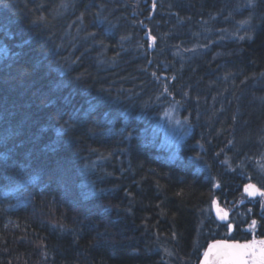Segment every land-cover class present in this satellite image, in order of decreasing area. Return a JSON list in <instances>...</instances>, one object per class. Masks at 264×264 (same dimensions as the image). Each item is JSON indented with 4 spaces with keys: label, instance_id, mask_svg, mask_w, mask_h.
Wrapping results in <instances>:
<instances>
[{
    "label": "trees",
    "instance_id": "1",
    "mask_svg": "<svg viewBox=\"0 0 264 264\" xmlns=\"http://www.w3.org/2000/svg\"><path fill=\"white\" fill-rule=\"evenodd\" d=\"M154 3L0 0V264H198L253 219L264 239V198L231 235L208 212L245 200L244 175L264 191V11L236 41V0ZM172 106L190 117L174 159Z\"/></svg>",
    "mask_w": 264,
    "mask_h": 264
},
{
    "label": "rangeland",
    "instance_id": "2",
    "mask_svg": "<svg viewBox=\"0 0 264 264\" xmlns=\"http://www.w3.org/2000/svg\"><path fill=\"white\" fill-rule=\"evenodd\" d=\"M154 0H151V6L150 10L154 9ZM256 5L261 6L259 10L264 11V0H236V16L240 18H246L245 22L244 20H241L239 22H236V41L239 39V35L241 38H246L250 30L253 29V26H251V20L256 19V16L252 14V12L256 9ZM244 13V14H243ZM246 13V14H245ZM248 13V14H247ZM256 15V13H255ZM240 33V34H239ZM145 38L147 39V46H148V51H154V42L150 38L149 33L145 34ZM219 43L220 41H215ZM242 91V92H241ZM236 93V90H235ZM243 90L239 89L238 94H242ZM229 94V93H228ZM168 95V94H167ZM229 97V95H227ZM172 102L173 101V98ZM234 100V99H233ZM177 103V102H176ZM220 106L222 103L219 104ZM190 117L189 113L182 114L181 108L178 106H172L169 107L166 111H163V113L160 115V121L158 124V130L160 132V136L162 139V145L170 154L172 155L173 159L176 158V154L181 146V144L184 142V140L187 138V135L190 134V131L187 129L190 127L189 122H190ZM263 134H264V129H263ZM264 149V147H263ZM262 149V150H263ZM228 150L225 151V153L218 157L215 158V163H217L218 167H222L225 172L231 173V164L227 158V156H224L227 153ZM253 163L254 170H257L258 173H260V177L264 179V150L260 152V155L255 161L253 162H248V165H251ZM247 166V165H246ZM244 168L240 169V173L242 175L246 174ZM248 176V177H247ZM247 176L244 175V179L246 183H243L241 186V191L243 195V190H245V187L249 184L254 185L252 183V179L250 174H247ZM258 177V176H257ZM264 182V180H263ZM255 186V185H254ZM256 187V186H255ZM258 189V188H257ZM245 200L243 202H240L238 205L237 204H232L231 202H220L218 200L215 201V205L212 203L208 207V212L213 214V218L215 222H218V225H224L227 227V223H234V220H232V215L236 213V207L237 209L240 208V205L246 204L247 201H253L255 202V199H261V197L253 198V199H248L247 196L243 195ZM262 200V199H261ZM262 201H260V208H261V213L264 215V209L261 207ZM216 208L221 209L222 211H225L228 213V221L227 222H222L221 220L217 219L216 216ZM176 257V256H175ZM188 260L184 259H178L176 264H187Z\"/></svg>",
    "mask_w": 264,
    "mask_h": 264
},
{
    "label": "snow or ice",
    "instance_id": "3",
    "mask_svg": "<svg viewBox=\"0 0 264 264\" xmlns=\"http://www.w3.org/2000/svg\"><path fill=\"white\" fill-rule=\"evenodd\" d=\"M41 20L43 17L40 18ZM245 193L250 198L259 196L264 198V191H260L254 185H247ZM215 205V201H213ZM264 209V202L261 204ZM217 219L222 222L228 221V213L216 208ZM257 220L253 219L246 231L253 233V239L246 242L227 239H218L210 243L203 252L200 264H264V239L255 238ZM233 231L232 223H227V235Z\"/></svg>",
    "mask_w": 264,
    "mask_h": 264
},
{
    "label": "water",
    "instance_id": "4",
    "mask_svg": "<svg viewBox=\"0 0 264 264\" xmlns=\"http://www.w3.org/2000/svg\"><path fill=\"white\" fill-rule=\"evenodd\" d=\"M257 188V187H256ZM243 194L245 195V196H247L248 197V195L245 193V190H243ZM257 197H259V196H256L255 198H257ZM248 199H253V198H250V197H248ZM215 242V241H214ZM213 243V242H212ZM208 247V246H207ZM207 247H206V249H207ZM205 249V250H206ZM203 259V254H202V256H201V258H200V260H199V262H198V264H200V261Z\"/></svg>",
    "mask_w": 264,
    "mask_h": 264
},
{
    "label": "flooded vegetation",
    "instance_id": "5",
    "mask_svg": "<svg viewBox=\"0 0 264 264\" xmlns=\"http://www.w3.org/2000/svg\"><path fill=\"white\" fill-rule=\"evenodd\" d=\"M244 195V194H243Z\"/></svg>",
    "mask_w": 264,
    "mask_h": 264
}]
</instances>
